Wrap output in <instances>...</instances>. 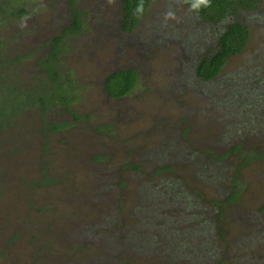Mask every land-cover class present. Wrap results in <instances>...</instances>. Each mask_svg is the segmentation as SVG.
I'll use <instances>...</instances> for the list:
<instances>
[{"label":"rangeland","instance_id":"374dc122","mask_svg":"<svg viewBox=\"0 0 264 264\" xmlns=\"http://www.w3.org/2000/svg\"><path fill=\"white\" fill-rule=\"evenodd\" d=\"M120 10L0 0V264H264V0L208 81L215 29L181 0L129 33Z\"/></svg>","mask_w":264,"mask_h":264},{"label":"trees","instance_id":"16d2710c","mask_svg":"<svg viewBox=\"0 0 264 264\" xmlns=\"http://www.w3.org/2000/svg\"><path fill=\"white\" fill-rule=\"evenodd\" d=\"M194 15L215 29V37L209 46L198 56L194 74L202 81H208L217 76L225 60L238 53L245 44L248 36L247 25L238 20L240 9L253 7L256 0H210L209 5L198 4V0H181ZM148 0H120L119 29L129 33L135 27L144 12ZM138 8L142 10L137 11ZM72 31L80 25L76 15L71 11ZM69 30V31H71ZM66 30L63 31L65 33ZM61 35L52 38L51 43L60 41ZM58 48L51 46V56ZM135 83L134 71L128 69L113 70L104 79L103 88L109 97L119 98L128 93Z\"/></svg>","mask_w":264,"mask_h":264},{"label":"clouds","instance_id":"9594fccd","mask_svg":"<svg viewBox=\"0 0 264 264\" xmlns=\"http://www.w3.org/2000/svg\"><path fill=\"white\" fill-rule=\"evenodd\" d=\"M209 2H210V0H198V4H202V5H205V6H208ZM140 10H142V8H138L137 9V11H140Z\"/></svg>","mask_w":264,"mask_h":264}]
</instances>
